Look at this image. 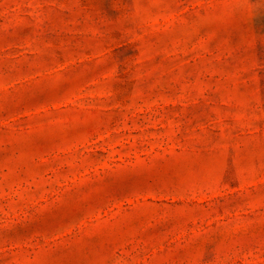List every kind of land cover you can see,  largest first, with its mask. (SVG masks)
Returning a JSON list of instances; mask_svg holds the SVG:
<instances>
[{
    "label": "rangeland",
    "instance_id": "374dc122",
    "mask_svg": "<svg viewBox=\"0 0 264 264\" xmlns=\"http://www.w3.org/2000/svg\"><path fill=\"white\" fill-rule=\"evenodd\" d=\"M0 264H264V0H0Z\"/></svg>",
    "mask_w": 264,
    "mask_h": 264
}]
</instances>
